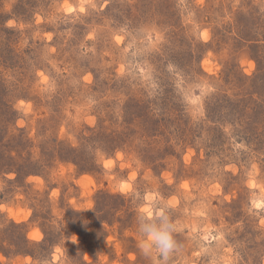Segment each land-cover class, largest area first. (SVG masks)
<instances>
[{
	"label": "rangeland",
	"instance_id": "374dc122",
	"mask_svg": "<svg viewBox=\"0 0 264 264\" xmlns=\"http://www.w3.org/2000/svg\"><path fill=\"white\" fill-rule=\"evenodd\" d=\"M0 10V152L37 170L0 164L3 264H264V0ZM147 195L176 226L166 262L139 247Z\"/></svg>",
	"mask_w": 264,
	"mask_h": 264
},
{
	"label": "clouds",
	"instance_id": "9594fccd",
	"mask_svg": "<svg viewBox=\"0 0 264 264\" xmlns=\"http://www.w3.org/2000/svg\"><path fill=\"white\" fill-rule=\"evenodd\" d=\"M128 188L129 185L125 184L124 189ZM145 199L151 204V207H142L137 212L138 231L142 237L139 247L146 257L155 250L166 262L170 254L177 248L174 238L176 226L168 215L166 206L156 208L152 195H147ZM153 208H156L155 214ZM76 240L77 237L73 234L72 242L75 243Z\"/></svg>",
	"mask_w": 264,
	"mask_h": 264
},
{
	"label": "trees",
	"instance_id": "16d2710c",
	"mask_svg": "<svg viewBox=\"0 0 264 264\" xmlns=\"http://www.w3.org/2000/svg\"><path fill=\"white\" fill-rule=\"evenodd\" d=\"M2 17H3L2 16V12L0 10V19H2ZM233 33H234L233 34L234 38H238V39L244 40V41L249 40L248 38H246L248 36H246L244 34V32H242V30H234ZM249 36H253V35H249ZM2 81L3 80H0V142H1V140H3L4 138H7V137L13 139L12 131L14 130V127L12 125L13 123L9 122V117L12 114V111L10 112L9 109H7V112H6V109H2V108H4V106H7V104H8L7 103L8 102L7 96L4 95V90H5L6 87L4 86V82H2ZM229 94L230 93L225 94L224 97H229L230 96ZM7 108H8V106H7ZM243 108H244V105L242 107H240L239 115L240 114H245V110ZM2 129H6V131L2 132ZM56 141H57V139L55 140V143H56ZM57 143L64 145V142L63 143L62 142H57ZM69 150L74 152V153L76 151L75 148L69 149ZM0 155L4 156L1 152H0ZM3 158H5V161H4V159L0 158V164L1 165H5V167H7L8 170H10V171H13V170L17 171L18 174H20V172L24 170V177L30 176L32 174H35V172L37 171V170H35V168H33V166L36 165V163H32V157L27 160L26 167H23L22 169H20V171L17 170V166H16L17 164H16L15 160H11V159H9V158H7L5 156ZM72 160L75 161L76 159L72 158ZM26 242L28 243L29 241L26 239ZM24 250L27 251V248H24ZM0 264H3V263L0 261Z\"/></svg>",
	"mask_w": 264,
	"mask_h": 264
}]
</instances>
